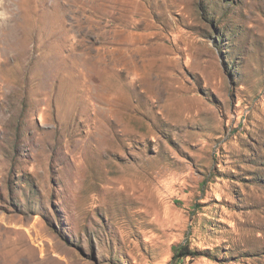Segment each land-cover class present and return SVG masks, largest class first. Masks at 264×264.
Wrapping results in <instances>:
<instances>
[{"label":"rangeland","instance_id":"374dc122","mask_svg":"<svg viewBox=\"0 0 264 264\" xmlns=\"http://www.w3.org/2000/svg\"><path fill=\"white\" fill-rule=\"evenodd\" d=\"M264 264V0H0V264Z\"/></svg>","mask_w":264,"mask_h":264},{"label":"trees","instance_id":"16d2710c","mask_svg":"<svg viewBox=\"0 0 264 264\" xmlns=\"http://www.w3.org/2000/svg\"><path fill=\"white\" fill-rule=\"evenodd\" d=\"M193 255L196 254L192 252L190 248L187 246L176 247L172 264H177L180 261V259H183L185 257H192Z\"/></svg>","mask_w":264,"mask_h":264}]
</instances>
